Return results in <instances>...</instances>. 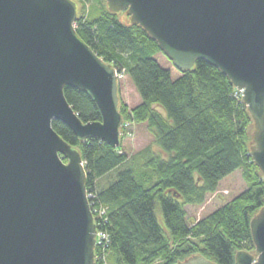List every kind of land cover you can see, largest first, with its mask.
Listing matches in <instances>:
<instances>
[{
    "label": "water",
    "instance_id": "1",
    "mask_svg": "<svg viewBox=\"0 0 264 264\" xmlns=\"http://www.w3.org/2000/svg\"><path fill=\"white\" fill-rule=\"evenodd\" d=\"M105 1L178 70L203 60L233 83L254 121L251 157L264 175V0ZM77 18L74 0H0V264H96L85 163L53 124L119 148L124 120L118 71L78 38ZM66 87L89 94L102 120L83 123ZM250 226L255 251L239 252L236 264H264V208Z\"/></svg>",
    "mask_w": 264,
    "mask_h": 264
},
{
    "label": "trees",
    "instance_id": "2",
    "mask_svg": "<svg viewBox=\"0 0 264 264\" xmlns=\"http://www.w3.org/2000/svg\"><path fill=\"white\" fill-rule=\"evenodd\" d=\"M74 1L78 38L124 73L140 98L132 109L120 100L124 123L144 127L152 139L129 155L123 139L119 148L97 138L82 142L53 124L85 163L97 229L110 238L106 264H178L193 256L236 264L239 252L254 253L250 225L264 208V175L251 157L254 121L242 94L203 60L173 79L157 60L167 55L142 27L121 21L105 0ZM65 97L83 123L102 120L89 94L66 87ZM238 171L246 190L190 221L186 207H202ZM101 210L104 222L97 220Z\"/></svg>",
    "mask_w": 264,
    "mask_h": 264
},
{
    "label": "rangeland",
    "instance_id": "3",
    "mask_svg": "<svg viewBox=\"0 0 264 264\" xmlns=\"http://www.w3.org/2000/svg\"><path fill=\"white\" fill-rule=\"evenodd\" d=\"M119 14L121 21L125 23L130 21V17H128L125 12H121ZM157 60L163 68L171 71L173 79L180 77V71L166 56L159 55ZM119 94L121 95V101L125 103L130 109L140 104V98L126 75L119 78ZM121 130L123 131L121 133V139L124 141V151H126L129 155H133L142 151L148 147L152 141L144 127H139L135 124H130L127 122L123 124V128ZM246 188V184L242 178V172H236L220 183L217 193L208 196L206 203L202 207H186L188 219L190 221H199L209 216L214 211L223 207L242 194ZM160 218L162 222V216Z\"/></svg>",
    "mask_w": 264,
    "mask_h": 264
},
{
    "label": "built area",
    "instance_id": "4",
    "mask_svg": "<svg viewBox=\"0 0 264 264\" xmlns=\"http://www.w3.org/2000/svg\"><path fill=\"white\" fill-rule=\"evenodd\" d=\"M117 73H118V78H120L121 76H123V77L125 76L124 73H122V74L119 72H117ZM87 197H88L89 203H90V200L95 199L94 195L91 193H88V192H87ZM90 207H91V205H90ZM91 211H92V209H91ZM97 214L99 215L97 220L104 222L103 217L106 215V212L104 210H101ZM94 219H95V223H96L95 216H94ZM97 225L98 224L96 223V226ZM109 244H110L109 235L106 232L97 229L95 249L97 248L99 252H98V255L96 256V262H99V263L102 262L103 264H106L105 255H106V250L109 247Z\"/></svg>",
    "mask_w": 264,
    "mask_h": 264
}]
</instances>
